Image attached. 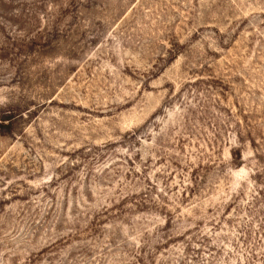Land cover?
I'll use <instances>...</instances> for the list:
<instances>
[{
    "label": "rangeland",
    "instance_id": "obj_1",
    "mask_svg": "<svg viewBox=\"0 0 264 264\" xmlns=\"http://www.w3.org/2000/svg\"><path fill=\"white\" fill-rule=\"evenodd\" d=\"M0 264H264V0H0Z\"/></svg>",
    "mask_w": 264,
    "mask_h": 264
}]
</instances>
